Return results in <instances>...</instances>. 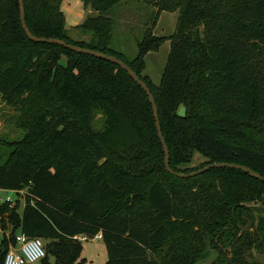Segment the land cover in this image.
<instances>
[{
    "label": "trees",
    "instance_id": "trees-1",
    "mask_svg": "<svg viewBox=\"0 0 264 264\" xmlns=\"http://www.w3.org/2000/svg\"><path fill=\"white\" fill-rule=\"evenodd\" d=\"M86 17L66 27L62 0H23L36 37L113 56L154 97L172 171L194 153L243 165L264 177V0H79ZM135 1L153 9L136 55L111 47L110 9ZM0 0V98L18 111L22 139L0 163V264L16 232L44 241L49 264H82L76 236L101 235L106 264H259L264 252V183L234 169L193 178L163 164L153 114L142 89L117 65L57 45L29 41L18 1ZM89 12L94 13L90 15ZM163 12L176 13L172 35L155 37ZM78 32L88 41H73ZM168 40L158 86L143 76L144 56ZM62 58H66L65 64ZM179 107L184 115L178 114ZM1 137V136H0ZM11 228L8 237L7 229Z\"/></svg>",
    "mask_w": 264,
    "mask_h": 264
},
{
    "label": "rangeland",
    "instance_id": "rangeland-1",
    "mask_svg": "<svg viewBox=\"0 0 264 264\" xmlns=\"http://www.w3.org/2000/svg\"><path fill=\"white\" fill-rule=\"evenodd\" d=\"M8 7L10 6L9 0H6ZM61 12L64 15L65 25L68 28L78 26L83 23L86 13L83 9L82 3L77 0H62ZM91 12H89L90 14ZM91 13L90 15H93ZM109 16L112 19V41L111 47L114 48L117 53L122 55L123 59L130 62L136 55V41L141 40L144 32L145 25L152 19L153 9L142 5L141 3L130 1L127 3H121L108 11ZM177 20L176 13L163 12L159 15L157 23L153 30L155 37H168L172 35ZM73 41H88V37L78 32H71L68 34ZM170 43L166 40L158 49L157 52H149L144 58V69L142 75L147 76L151 82L158 86L160 83V77L162 75L163 68L166 64L169 54ZM66 58H62V63L65 64ZM3 103L2 101L0 104ZM4 104V103H3ZM4 108L7 112L3 127L0 128V138H5L8 143L11 141H18L22 139L24 130L20 129L16 125L18 117V111L12 109L6 105ZM4 110V111H5ZM184 108L179 107L178 114L183 116ZM4 118L1 117V120ZM3 133V134H2ZM11 145L0 146V163L6 160L9 152L11 151ZM209 160L199 153H194L191 164L181 167L187 168L190 171H196L208 164ZM12 197L9 201L11 204L15 200L18 201V213L22 215L23 212V198L21 195L15 196L14 194H7L5 191L0 192V202L5 201L6 197ZM3 238L2 232H0V240ZM46 244V242H45ZM203 259L199 264H214L215 254L209 249L206 251ZM81 258L84 259L82 264H106L107 256L104 244L101 239H92L88 242L81 244ZM250 261L264 264V252L254 253L248 256ZM47 261L49 264L53 263L51 257L48 256ZM35 264H42L37 262Z\"/></svg>",
    "mask_w": 264,
    "mask_h": 264
},
{
    "label": "water",
    "instance_id": "water-1",
    "mask_svg": "<svg viewBox=\"0 0 264 264\" xmlns=\"http://www.w3.org/2000/svg\"><path fill=\"white\" fill-rule=\"evenodd\" d=\"M17 1H18V13H19L20 25H21V28H22L26 38L29 41H31L33 43H39V44L57 45V46L62 47L66 50H69L73 53L91 56V57H94L96 59H100V60L109 62L111 64L117 65L123 71H125L127 73V75L142 89V91L146 95L148 102L151 106L157 137L160 141V144H161L162 150H163V164H164V167H165V170L167 171V173H169L170 175H173L177 178H180V179H186V178L196 177V176H198L204 172H207L211 169L226 168V169H234V170L241 171L244 174L249 175L251 178L264 183V177L259 175L257 172H255V171H253V170H251V169H249L243 165H238V164H234V163H225V162L211 163L209 165H206V166H204V167H202L196 171H193L191 173H188V174L178 173V172L172 171L170 166H169V151H168V147L165 143V139H164L162 132H161L160 122H159V118H158V109H157L154 97L151 94L149 88L140 80V78L134 73V71L131 70L124 62H122L121 60H119L113 56L106 55V54L98 52V51H94V50H90V49L81 48V47H78L75 45H71V44H68L65 41H62L59 39L40 38V37L34 36L28 30L26 22H25L24 2H23V0H17ZM248 209L254 215L264 218V207L263 206L252 205V206H249Z\"/></svg>",
    "mask_w": 264,
    "mask_h": 264
},
{
    "label": "built area",
    "instance_id": "built-area-1",
    "mask_svg": "<svg viewBox=\"0 0 264 264\" xmlns=\"http://www.w3.org/2000/svg\"><path fill=\"white\" fill-rule=\"evenodd\" d=\"M93 239H101V235ZM74 240L80 243L88 242L85 236H76ZM14 247L4 257L3 264H35L46 257L45 243L40 238L28 237L23 234L15 236Z\"/></svg>",
    "mask_w": 264,
    "mask_h": 264
},
{
    "label": "crops",
    "instance_id": "crops-1",
    "mask_svg": "<svg viewBox=\"0 0 264 264\" xmlns=\"http://www.w3.org/2000/svg\"><path fill=\"white\" fill-rule=\"evenodd\" d=\"M79 3H80V5H81V2L79 1V0H77ZM0 102H1V98H0ZM4 108H7L6 107V105L5 104H3V103H1L0 104V128H2L3 127V124H4V122L6 123V120H5V117H7L6 115H7V111L4 109ZM5 110V111H4ZM1 117H3L4 119L3 120H1ZM1 134V133H0ZM3 134V133H2ZM0 136H2V135H0ZM3 191L4 190H0V192H2L3 193ZM7 194H14L15 196H17V195H22L23 194V192H19V193H15V192H12V191H5ZM12 200V197H9V196H7L6 197V199H5V201H3V202H6V201H11ZM9 228V227H8ZM10 231H11V228H9V229H7L6 230V232L4 233L5 234V236L6 237H8V235L10 234ZM19 234H21V233H19L18 231L16 232V235H19ZM14 247V244H10L9 245V250L10 249H12Z\"/></svg>",
    "mask_w": 264,
    "mask_h": 264
}]
</instances>
